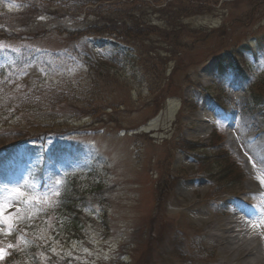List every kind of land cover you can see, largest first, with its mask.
Returning <instances> with one entry per match:
<instances>
[{
  "label": "rangeland",
  "instance_id": "obj_1",
  "mask_svg": "<svg viewBox=\"0 0 264 264\" xmlns=\"http://www.w3.org/2000/svg\"><path fill=\"white\" fill-rule=\"evenodd\" d=\"M34 1L0 0V41L12 46L0 52V64L6 65L0 72L12 70L27 85L78 79L84 73L75 55L79 47L114 67L119 81L96 115L68 119L64 132L56 129L40 141L32 134L47 131L25 129L37 115L25 114L23 126L15 117L0 116V146L5 140L11 147L0 151V194L4 185L24 179L28 194H39L54 179L63 181L55 204L7 210L20 208L25 216L18 227L26 230L28 243L14 259L23 256V264H222L206 250L216 241L206 236V227L196 229L195 221L198 215L228 217L236 211L233 199L258 208L261 199L253 194L249 200L246 184L264 194L263 163L248 152L251 136L261 134L257 141L264 142V50L253 49L264 36V0H141L146 20L162 28L166 23L158 8L170 2L190 9L181 19L194 31L185 39L190 50L176 54L152 37L139 51L125 48L119 61L123 48L111 39L69 37V30L85 25L84 15L51 4L34 14L28 7ZM10 3L19 7L9 9ZM92 5L87 7L97 6ZM248 118L256 125H239ZM223 147L241 178L223 179ZM200 189L205 192L195 199ZM80 196L85 199L75 201ZM191 199L200 209L188 207L185 201ZM20 235L0 233V243L17 244ZM69 251L72 257L65 255ZM168 251L173 258L162 260L159 255Z\"/></svg>",
  "mask_w": 264,
  "mask_h": 264
},
{
  "label": "trees",
  "instance_id": "obj_2",
  "mask_svg": "<svg viewBox=\"0 0 264 264\" xmlns=\"http://www.w3.org/2000/svg\"><path fill=\"white\" fill-rule=\"evenodd\" d=\"M108 1L110 3H105ZM43 4L60 5L67 13L76 14L81 19V16L84 15L85 25L69 30V37L83 40L101 36L117 42L123 49L116 61L126 54L125 48H137L139 51L141 44H144L146 40H151L152 37L158 38L160 43H166L176 54H180L182 51H186L185 49H189L190 43L185 39L186 37L190 38L194 32L181 22L183 16H188L190 9L176 8L170 2L157 10L164 16L165 28L146 20L147 15L141 0L132 2L129 0H66V2L35 0L28 7L31 12L36 14V11L43 9ZM92 4L97 6L87 7ZM1 23L2 20H0ZM0 33L4 32L0 31ZM209 34L210 32H205V37ZM80 49L79 47L75 48L78 51L75 55L82 61L84 73L81 72L82 76L78 79L64 77L57 85L37 82L27 85L17 78V74H12V70L1 71L0 81L3 83H0V116L15 117L23 126L25 114L37 115L36 117L32 116L33 120L25 129L32 130L33 133H37L34 131L40 128L47 131L44 136H33L32 134V138L40 141L43 137L46 139L52 132L59 131L56 129H61V132H64L65 130L62 129L67 127L68 119H81L91 114L96 115L97 109H101L99 103L109 99L110 88L119 81V77L116 71L112 70L114 67ZM253 49L264 50V36L258 38V43L256 42ZM138 57L141 58L140 55ZM221 77L223 78V76ZM1 143L3 144L0 146V150L11 148L7 147L10 142L7 143L4 140ZM224 153L222 152V156L219 157V159L225 160V166L222 169L225 174L223 179H227L229 174L231 177L241 178L242 175L238 174L234 163L229 159V151L224 148ZM233 173H237V175ZM73 183V192H76V180ZM78 199L83 200L85 196L75 198V201ZM19 255L18 251H13L2 264L25 263L26 259L23 256H21V260L20 258L19 260L14 259L20 257Z\"/></svg>",
  "mask_w": 264,
  "mask_h": 264
},
{
  "label": "bare ground",
  "instance_id": "obj_3",
  "mask_svg": "<svg viewBox=\"0 0 264 264\" xmlns=\"http://www.w3.org/2000/svg\"><path fill=\"white\" fill-rule=\"evenodd\" d=\"M206 111L207 105L204 107L202 116L205 115ZM239 125H246L251 128L256 125V122L253 118H248L244 119V121L241 120ZM259 136L261 134H256L249 138L248 142L252 144L249 146L248 152L257 158L260 163H263L264 167V142L261 140L257 141V139H261ZM229 142L231 143V140ZM241 158L242 160L249 161V158H245L244 156H241ZM246 185V192L251 196L248 198L249 200L254 199L253 194L260 197L261 200L258 202V208L252 210L250 207H246L245 204L247 203L245 200L233 199L232 202L235 205L236 211L224 219H219L217 216L212 215H198L196 217V229L202 230L206 227L208 229L206 236L216 241V245L206 249L207 253H214L218 262L222 264H264V227L259 229L253 228V217L249 215V213H258L259 208L264 207V194L253 185ZM204 192L203 189L196 190L193 197L195 196L196 199L199 194ZM183 201H179L178 204H182ZM185 202L188 207L200 209L198 206L199 202L194 199ZM211 209L214 211L213 207ZM224 213H227V211H224ZM218 249L220 250L218 251ZM165 253L166 255L164 256L159 255L162 260L168 259L169 261V259L173 258L171 251Z\"/></svg>",
  "mask_w": 264,
  "mask_h": 264
},
{
  "label": "snow or ice",
  "instance_id": "obj_4",
  "mask_svg": "<svg viewBox=\"0 0 264 264\" xmlns=\"http://www.w3.org/2000/svg\"><path fill=\"white\" fill-rule=\"evenodd\" d=\"M17 7H19V5L14 3L8 4L9 9H13ZM25 7H27V5H25ZM38 19L43 21L46 20L47 17L40 16L38 17ZM10 47H12L10 44L0 41V52H3ZM13 51L18 52L19 49L14 48ZM3 67H6V65L0 64V68ZM41 71H44V69H41ZM5 79L7 80V77H5ZM0 83H3V81H0ZM4 119H7V117H4ZM90 147L93 150H95V145H90ZM85 166H87V162L85 163ZM62 175L66 176L67 173H62ZM261 182L264 183V180H262ZM62 183L63 181H61L60 179H54L39 194H28L23 190L24 185L28 184V180L26 179L23 180V184H21L20 181H17L15 185L11 187L8 185L3 186L2 194H0V233L10 235L13 231H19L21 235L19 237V243L17 244L9 243L5 246L2 243H0V264H2L3 261H5L6 257L10 254L11 249L15 248L17 251L22 252L23 249L21 248L20 245L28 243V241L24 239L25 235H27L26 230L18 227L19 224L25 219V216L23 215V211L32 208H38L39 210H43V207L45 205L55 204L57 202L55 198L59 197L60 195L58 189L62 185ZM31 187L38 188L39 185L33 183ZM18 204L24 205L25 209L22 210L20 208H17L16 211L13 212L7 211L9 208H12ZM249 215L253 217V222H252L253 228L259 229L264 227V207H260L258 213H249ZM27 218L32 219L33 214L30 213ZM5 229H7L6 232ZM39 239L44 240V237L40 236ZM46 243L47 240H45V244ZM84 251L87 252L88 250L84 249ZM51 252L58 257L61 255V253L57 251L56 247H52ZM39 255L43 256V253H40ZM65 255L68 257L73 256L71 251L65 253ZM89 255H91V253H89ZM74 258L79 259V257H74ZM104 258L107 259L108 257L105 256ZM44 259H47V257H44Z\"/></svg>",
  "mask_w": 264,
  "mask_h": 264
}]
</instances>
